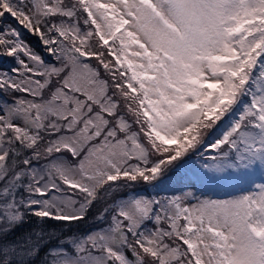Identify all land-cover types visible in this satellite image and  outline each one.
Masks as SVG:
<instances>
[{"label": "snow or ice", "instance_id": "snow-or-ice-1", "mask_svg": "<svg viewBox=\"0 0 264 264\" xmlns=\"http://www.w3.org/2000/svg\"><path fill=\"white\" fill-rule=\"evenodd\" d=\"M0 60V264H264V0H0Z\"/></svg>", "mask_w": 264, "mask_h": 264}, {"label": "rangeland", "instance_id": "rangeland-1", "mask_svg": "<svg viewBox=\"0 0 264 264\" xmlns=\"http://www.w3.org/2000/svg\"><path fill=\"white\" fill-rule=\"evenodd\" d=\"M14 65H10L7 62L0 63V67H3L5 70L11 69ZM160 188H169L167 184L161 185ZM205 192L208 194H222L221 190L215 189L213 187H205Z\"/></svg>", "mask_w": 264, "mask_h": 264}, {"label": "trees", "instance_id": "trees-1", "mask_svg": "<svg viewBox=\"0 0 264 264\" xmlns=\"http://www.w3.org/2000/svg\"><path fill=\"white\" fill-rule=\"evenodd\" d=\"M1 61L7 62V63L13 65V63L10 62V61H7V60H1ZM167 186L169 187V189H168V188H162V189H157L156 191H157V192H160V193H162V194L168 193V192L171 191L173 185H171V184H167ZM151 190H152V189H151Z\"/></svg>", "mask_w": 264, "mask_h": 264}]
</instances>
